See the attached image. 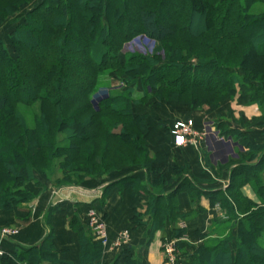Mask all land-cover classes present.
I'll list each match as a JSON object with an SVG mask.
<instances>
[{
    "label": "trees",
    "instance_id": "16d2710c",
    "mask_svg": "<svg viewBox=\"0 0 264 264\" xmlns=\"http://www.w3.org/2000/svg\"><path fill=\"white\" fill-rule=\"evenodd\" d=\"M30 2L0 0V26ZM257 4L264 0H40L15 19L8 34L12 52L0 39V210L33 200L24 189L33 172L57 173L52 186L59 188L129 167L147 178L124 177L117 185L148 196L152 230L162 229L166 218L173 224L189 217L176 208L184 183L164 195L161 185L169 181L160 173L149 179L147 106L155 98L213 110L238 92L257 106L264 122V12ZM137 34L159 43L171 40L165 58L118 56ZM109 73L123 86L109 87ZM34 104L40 110L29 125L17 106ZM227 135L236 136L247 152L231 171L226 193L206 195L227 221L212 223L189 264H264V146L232 130ZM245 184L258 203L242 197ZM138 217L133 223L141 225ZM79 229L87 244L82 258L91 264L100 244L89 247V232ZM182 235L174 230L175 238ZM50 239L51 234L38 246L1 254L0 264L54 262ZM128 254L122 252L124 264H138Z\"/></svg>",
    "mask_w": 264,
    "mask_h": 264
},
{
    "label": "crops",
    "instance_id": "0c3cea01",
    "mask_svg": "<svg viewBox=\"0 0 264 264\" xmlns=\"http://www.w3.org/2000/svg\"><path fill=\"white\" fill-rule=\"evenodd\" d=\"M232 105V117L238 121L217 119L216 124L235 131L252 145L264 146V123L251 122L260 118L257 106L249 105L245 97L237 98ZM200 112L178 105H150L146 110L148 131L145 140L153 170L149 179L154 180L156 173H160L164 181H169V184L161 185L164 195L184 183L183 189L175 195L176 208L177 214L189 217L177 219L173 224L166 218L162 229L152 230L151 216L146 213L148 196L137 194L122 184L123 187L117 185L119 179L124 177L144 181L146 172L136 168H128L122 175L109 179L87 180L78 187L55 189L46 184L28 186L27 191L34 195L29 204L9 211L0 210V229L3 226L18 229L14 237H0L1 253L11 255L38 246L51 234L55 261L45 260L41 264H90L81 255L82 251L87 250L86 238L79 229L83 227L91 237L89 247L100 244V253L91 264H112L117 258L118 264H124L122 252L125 250L138 264H167L163 255V245L167 242H174L177 248L176 264H189V256L203 243L201 236L208 233L212 223L227 221L225 211L216 204L211 206L206 195L210 192L226 193L231 171L247 152L237 137L202 134L205 125L215 118L209 119ZM187 118L194 119L195 130L199 133L197 143L195 146L176 147L169 128L176 120ZM226 149L234 157L229 156ZM196 191L200 194L197 195ZM240 193L243 198L258 203L251 185H243ZM89 210L96 212L102 220L104 244L87 225ZM134 214L139 215L137 220L141 225L133 223ZM174 230H181L183 235L175 238ZM124 232L127 233L126 239L122 237ZM235 234L236 230L233 229L232 235Z\"/></svg>",
    "mask_w": 264,
    "mask_h": 264
},
{
    "label": "rangeland",
    "instance_id": "374dc122",
    "mask_svg": "<svg viewBox=\"0 0 264 264\" xmlns=\"http://www.w3.org/2000/svg\"><path fill=\"white\" fill-rule=\"evenodd\" d=\"M39 1L40 0H31V2L28 5H26L20 11V13L17 16H15V17L13 16V17L9 18L7 22H5L4 24H2L0 26V39H2L7 44L8 49H9L10 52H12V49H11V46H10V41L8 39V34L11 31V29L13 28V26L15 25V19H20L32 6L37 4ZM255 9L264 12V5L257 4V5H255ZM170 42H172V41L168 40L167 42L159 43V42H155V41L147 39L142 34H137L134 37H132L131 40H129L128 42L124 43L121 46V49L118 52V56H123V55H139V56H143V57L156 56V57H158L160 59H164L165 58V54H166L165 46H167ZM195 61H196V58H194V57L191 58V62H195ZM106 78H107V81L109 83L108 84L109 87H113L114 88V87H120V86L122 87L123 86L122 80H120L118 78H115L112 73H109V75H107ZM106 89L107 88L104 87L101 90H99V92L100 93H105ZM239 97H243V96L237 92L231 98H227L222 103H219L217 105V107L214 108L213 110H209V106H206V105L202 106V107H199L197 109H191V108H188V107H186V106H184V105H182L180 103L173 102V101H167V102L159 103V102H157V100L155 98H151L149 100V104H148L147 108L150 105L151 106H155V107L169 106V105L175 107V105H178V106L187 108L189 110L201 111L200 113L202 115H206V117H208L209 119H214L215 118L214 120H211L212 123L210 122V123H207L205 125L204 132L202 134L211 135V134H217L218 133V135H221V136L225 135L227 138L228 137L229 138H236V136H234V135L228 136L227 135V128H225L222 125H217L216 124L217 121H215V120H217V119L227 120V118L228 119H234V117H232V111H231L230 107L233 106L232 104ZM173 104H175V105H173ZM17 108L24 115L25 120L27 121V123L29 125L33 124V116L36 115L39 112V110H40V107L37 104H34V106L28 107V108H26V107H24L22 105H19V106H17ZM193 120L194 119L187 118V119L182 120V121H185V122L186 121H192V133L193 134H192L191 138H193V140H195L196 143H197V138H198L199 133L195 130V124H194ZM257 120L258 121H256V120L251 121L252 124L257 123L259 121H262L263 119L259 118ZM234 121H238V120L234 119ZM214 124H216L215 127L213 126ZM57 133L59 134V138H61L60 133H59L58 130H57ZM62 139H63V137H62ZM146 145H147V142H146ZM101 148H102L101 146L98 147L99 151H97V153L99 155L101 153ZM226 151H227V154H228L229 149H226ZM124 154H130V153L129 152L128 153L125 152ZM229 156L234 157V155H232V153H230ZM28 159H29V157H28ZM240 159H241V157L238 160L241 161ZM118 166H119V163H118L117 167ZM128 168L125 167L124 169H122L120 171L110 172L109 174H107L105 176H102V177H99V178H86L85 180L82 181V183L87 181V180L106 179V178L109 179V178H112V177H117L119 175H122L124 172L128 171ZM32 175H33L34 180H33V182H29L24 187L25 190H28V186L29 187L30 186H35L36 187L35 183H38L39 185L46 184V185H50L51 187H53L52 186L53 179L56 178L57 173H54L53 177L49 176V174H38L36 172H33ZM78 186H73V187H78ZM65 187H70V186H65ZM53 188L60 189V188H64V187H59V188L53 187ZM30 202H27L25 204H29ZM3 228H9V229L15 230V231H17V234H18V229H16V228H10L8 226H3L1 229H3ZM16 235H14V236H16ZM14 236H12V237H14ZM258 238H259V240L261 239L260 236Z\"/></svg>",
    "mask_w": 264,
    "mask_h": 264
},
{
    "label": "built area",
    "instance_id": "2783aa9c",
    "mask_svg": "<svg viewBox=\"0 0 264 264\" xmlns=\"http://www.w3.org/2000/svg\"><path fill=\"white\" fill-rule=\"evenodd\" d=\"M192 121H182L176 120L172 123L170 127V135L172 137L173 144L176 147H182L185 145H196V141L192 137ZM88 227L93 231V233L98 236L102 243H105V228L100 217L96 212L89 210L87 212ZM17 234V231L3 228L0 230L1 238H9ZM124 239L127 238V233L122 234ZM0 251V256H1ZM163 255L166 259L167 264H176L178 260V252L174 242H167L163 245Z\"/></svg>",
    "mask_w": 264,
    "mask_h": 264
}]
</instances>
